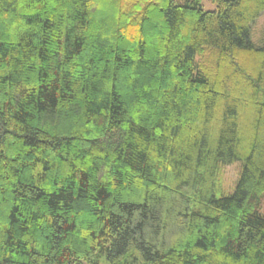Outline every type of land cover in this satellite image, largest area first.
<instances>
[{
  "label": "trees",
  "instance_id": "16d2710c",
  "mask_svg": "<svg viewBox=\"0 0 264 264\" xmlns=\"http://www.w3.org/2000/svg\"><path fill=\"white\" fill-rule=\"evenodd\" d=\"M213 1L0 0V264H264V0Z\"/></svg>",
  "mask_w": 264,
  "mask_h": 264
},
{
  "label": "rangeland",
  "instance_id": "374dc122",
  "mask_svg": "<svg viewBox=\"0 0 264 264\" xmlns=\"http://www.w3.org/2000/svg\"><path fill=\"white\" fill-rule=\"evenodd\" d=\"M201 4L207 11L217 9V4L213 0H201ZM252 39L257 47L264 45V13L257 19L252 29ZM243 161H236L232 164H221L217 173V192L219 195L232 193L242 175ZM262 211L264 212V197L261 201Z\"/></svg>",
  "mask_w": 264,
  "mask_h": 264
}]
</instances>
